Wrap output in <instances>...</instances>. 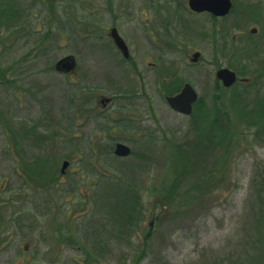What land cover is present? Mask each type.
<instances>
[{"label":"rangeland","instance_id":"rangeland-1","mask_svg":"<svg viewBox=\"0 0 264 264\" xmlns=\"http://www.w3.org/2000/svg\"><path fill=\"white\" fill-rule=\"evenodd\" d=\"M147 1L0 0V264H211L241 228L251 177L264 171V129L246 128L231 103L264 102V0H232L215 22L188 13V0H152L170 3L166 18L186 8L176 50L162 47ZM160 48L198 95L189 116L159 92ZM67 57L68 72L57 66ZM220 68L238 82L224 88ZM117 143L130 154L116 156ZM127 185L130 231L113 191Z\"/></svg>","mask_w":264,"mask_h":264},{"label":"trees","instance_id":"trees-1","mask_svg":"<svg viewBox=\"0 0 264 264\" xmlns=\"http://www.w3.org/2000/svg\"><path fill=\"white\" fill-rule=\"evenodd\" d=\"M6 8L9 9L8 12L11 19L18 17L17 15L14 16L16 11L13 10V5L9 4ZM1 71L0 69V74ZM261 71L264 74V68L261 67ZM252 101L254 102V100ZM250 103L244 97L235 99V102L231 103L235 116L248 129L252 127L264 129V102L260 103L258 107L255 106V108H251L252 104ZM220 106H222L221 103ZM249 186V194L243 207L244 214L240 218V222H242L241 228L237 231L236 236L233 238L234 240L229 242L227 248L221 250L220 253L218 252L219 256L217 255L216 260L211 264H264V171H255ZM126 187L121 188L124 191L120 189L118 190L119 192L113 191L121 196L123 194V212L118 213L120 214L119 219L125 221L121 230L130 231V228H135L136 221L133 223L132 216L135 220L137 200L133 190H130L128 185ZM129 192H131L130 196H128ZM94 237H91L92 241L95 240ZM93 254L88 250L85 252L86 262L89 261Z\"/></svg>","mask_w":264,"mask_h":264},{"label":"flooded vegetation","instance_id":"flooded-vegetation-1","mask_svg":"<svg viewBox=\"0 0 264 264\" xmlns=\"http://www.w3.org/2000/svg\"><path fill=\"white\" fill-rule=\"evenodd\" d=\"M230 2H231V8H230L229 12L226 15H224V16H215L212 13L206 12V11H203V12H194V11H192L189 8L188 1H187V8H188L187 11H188V13H190L192 15L205 14V15H207L210 18V20H212L214 22L215 21H218V20H225V19H227L230 16V12L232 11V5H233L232 4V0H230ZM145 3H146L145 5H147V7H145V15H148L150 17V15L152 13L155 14V17L158 20V21H155V23H158V25H160V28L162 30V32H160V33L156 32V33H157V35L161 39H163V41L166 39L165 45L162 46V47L163 48H166L167 47V49H170V50H176L177 46L175 47V42L176 43H179V17L176 15V13L179 12V7L182 8V9H185V11H186V8L185 7L183 8V6L182 5H179V2H178L176 5H174V7H175L174 8V15L171 14L170 18H166L165 15L162 16V13H165V9H167L168 6L170 5L169 2L165 1V2L161 3L159 1L149 0V1L145 2ZM50 9L52 11V12L50 11V16H52L54 14L53 12L55 11V9H54V7H51ZM114 12H115V10L113 9V13ZM149 22H151V20H149ZM169 25H173L175 28H173V27H169L168 28ZM149 27H150V29H147L146 31H147V34L149 36H151V38H152L153 31L155 32V28L152 27L151 24H150ZM112 30H115V32L117 33V35L124 42V44H125V46L127 48L126 54L116 45V43H115V41H114V39L112 37V34H111L112 33ZM172 31H175V32H172ZM110 37H111V40H112V43H113L114 47L117 50L116 52L119 53L120 56H121V58H119V59H121L122 63H126V62L129 63L127 69L129 71L130 75H132V76L134 75V78L133 79H136V81L139 84L140 83V79L142 80V76L141 75H139V76H136L135 75V61L132 60V58H131L132 55H131L130 50H129L127 44L125 43L124 39L121 37V35H119V32L114 27L111 28ZM170 38L171 39L174 38V45L167 44V39H170ZM215 40L217 42V39H215ZM165 53H166V49H161V48L159 49V55H160V59L158 61L160 63V66L159 67L160 68L164 67V70L162 71V69H161L159 71L158 70L159 67H158L156 69L157 72L155 71V73H156V75L158 73V75L161 77V79L159 80L160 82L159 83L157 81L156 82L158 83L157 84V87L159 89V92L161 93V95L164 96V100L166 102V98L167 97H173V96L177 95L179 93V91L185 86V84H189L191 87H192V85L189 82L183 83L181 81L182 78H184V77H183V74L180 72L179 68L176 67V64H175L176 62H174V63L172 62V66L170 68H167V65H164V63H167V61L165 62L162 59L163 56L166 55ZM197 55H198V53H196V55L194 56V58H197ZM220 69H222V68H220ZM66 72H68V71H66ZM234 73L236 75V80H235L234 84H236L238 82V78H237V74H236L237 72H234ZM168 75H169V77L167 78ZM215 77H216V74H215ZM216 80L217 81H220L217 77H216ZM181 84H183V86L181 87V89H179V86ZM221 84H222V82H221ZM223 87L226 88L225 86H223ZM131 94H132V96H134V91H132ZM144 97H145V94H144ZM198 100L199 99H198V95H197V100H196V102L193 105H195ZM106 101H108V100L107 99H102L101 100V103L104 104V103H106ZM166 105L169 107V105L167 104V102H166ZM173 112H175V111H173ZM175 113H177V112H175ZM177 114H179V113H177Z\"/></svg>","mask_w":264,"mask_h":264},{"label":"water","instance_id":"water-1","mask_svg":"<svg viewBox=\"0 0 264 264\" xmlns=\"http://www.w3.org/2000/svg\"><path fill=\"white\" fill-rule=\"evenodd\" d=\"M189 8L194 12H210L215 16H224L226 15L230 8V0H188ZM112 37L116 45L126 54L127 48L122 41V39L117 35L115 30H112ZM73 60L70 58H63L58 61L57 66H61V69L65 71H70L73 67ZM216 77L222 82L223 86L230 87L236 80V75L233 71L222 68L217 71ZM197 100L196 91L189 85L181 89V91L173 96L167 97L166 102L169 107L183 115H189L192 112V105ZM114 154L119 157H126L130 154V148L125 144L117 143L115 145ZM68 162H64L62 165V172L67 167Z\"/></svg>","mask_w":264,"mask_h":264}]
</instances>
